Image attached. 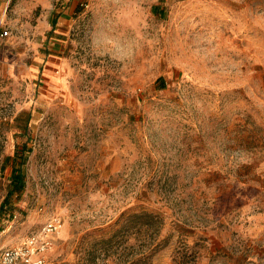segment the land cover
<instances>
[{
	"label": "rangeland",
	"instance_id": "obj_1",
	"mask_svg": "<svg viewBox=\"0 0 264 264\" xmlns=\"http://www.w3.org/2000/svg\"><path fill=\"white\" fill-rule=\"evenodd\" d=\"M0 26V207L27 145L0 254L58 218L51 264H128L135 235L100 242L146 211L152 264H264V0H0Z\"/></svg>",
	"mask_w": 264,
	"mask_h": 264
},
{
	"label": "trees",
	"instance_id": "obj_2",
	"mask_svg": "<svg viewBox=\"0 0 264 264\" xmlns=\"http://www.w3.org/2000/svg\"><path fill=\"white\" fill-rule=\"evenodd\" d=\"M26 151L27 145H24L22 150L18 151V155L21 156L20 166H13L11 172V185L14 189L8 194L0 207V216L6 209L9 198L15 192H20L25 188L26 178L23 166L27 161ZM7 160H11V157H8ZM118 226L110 237L103 239L100 243L103 244L106 251L117 245L118 247L122 246V251L126 253L128 247L125 246L127 240L125 236L130 232L135 235V243L131 245L134 252L128 260V264H152L155 253L168 245V238L160 237L164 221L159 214L141 211L124 215ZM124 262V264L127 263L126 261ZM184 262L188 264L185 259Z\"/></svg>",
	"mask_w": 264,
	"mask_h": 264
},
{
	"label": "built area",
	"instance_id": "obj_3",
	"mask_svg": "<svg viewBox=\"0 0 264 264\" xmlns=\"http://www.w3.org/2000/svg\"><path fill=\"white\" fill-rule=\"evenodd\" d=\"M9 32L0 26V38ZM60 226L58 218H50L39 235L29 237L22 245L8 248L0 254V264H51L48 254L53 248L52 236Z\"/></svg>",
	"mask_w": 264,
	"mask_h": 264
},
{
	"label": "crops",
	"instance_id": "obj_4",
	"mask_svg": "<svg viewBox=\"0 0 264 264\" xmlns=\"http://www.w3.org/2000/svg\"><path fill=\"white\" fill-rule=\"evenodd\" d=\"M74 6H75V5H74V3H73L72 8H73ZM60 19H61V20H66V18H65L64 16L60 17Z\"/></svg>",
	"mask_w": 264,
	"mask_h": 264
}]
</instances>
